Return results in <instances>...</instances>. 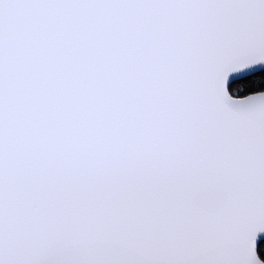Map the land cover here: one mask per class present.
I'll return each mask as SVG.
<instances>
[{"label":"snow or ice","instance_id":"1","mask_svg":"<svg viewBox=\"0 0 264 264\" xmlns=\"http://www.w3.org/2000/svg\"><path fill=\"white\" fill-rule=\"evenodd\" d=\"M0 264H264V0H0Z\"/></svg>","mask_w":264,"mask_h":264}]
</instances>
